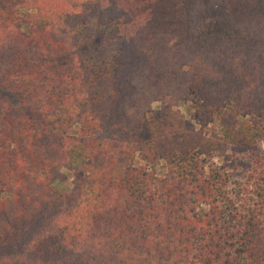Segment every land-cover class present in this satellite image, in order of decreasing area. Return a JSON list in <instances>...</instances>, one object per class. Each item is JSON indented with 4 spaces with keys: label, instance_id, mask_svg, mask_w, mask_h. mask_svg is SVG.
I'll use <instances>...</instances> for the list:
<instances>
[{
    "label": "trees",
    "instance_id": "trees-1",
    "mask_svg": "<svg viewBox=\"0 0 264 264\" xmlns=\"http://www.w3.org/2000/svg\"><path fill=\"white\" fill-rule=\"evenodd\" d=\"M0 264H264V0H0Z\"/></svg>",
    "mask_w": 264,
    "mask_h": 264
},
{
    "label": "rangeland",
    "instance_id": "rangeland-1",
    "mask_svg": "<svg viewBox=\"0 0 264 264\" xmlns=\"http://www.w3.org/2000/svg\"><path fill=\"white\" fill-rule=\"evenodd\" d=\"M177 109L183 114L186 122H189L191 117V109L188 104L178 103ZM163 112L159 103L152 104L150 117L153 119L162 118ZM223 123L229 124V120H214L208 125V135L214 143L215 155L214 160L221 164L231 175V178H237L243 174L250 166L253 156L258 155L259 150L263 148L262 143L247 145L237 139L231 142L229 137L223 130ZM239 120L232 119L233 130L231 132L236 135V127ZM231 133V134H232ZM77 174L74 168H62L57 179L54 181V186L58 189L66 190L71 183L76 179Z\"/></svg>",
    "mask_w": 264,
    "mask_h": 264
}]
</instances>
